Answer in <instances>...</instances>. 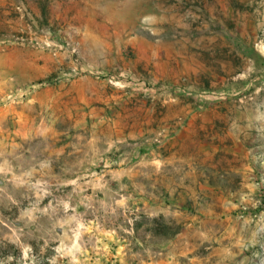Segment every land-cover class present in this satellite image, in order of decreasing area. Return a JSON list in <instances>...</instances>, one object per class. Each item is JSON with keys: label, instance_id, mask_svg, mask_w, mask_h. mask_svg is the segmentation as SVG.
I'll return each mask as SVG.
<instances>
[{"label": "rangeland", "instance_id": "1", "mask_svg": "<svg viewBox=\"0 0 264 264\" xmlns=\"http://www.w3.org/2000/svg\"><path fill=\"white\" fill-rule=\"evenodd\" d=\"M29 1L0 0V264L225 233L264 264V0Z\"/></svg>", "mask_w": 264, "mask_h": 264}, {"label": "crops", "instance_id": "2", "mask_svg": "<svg viewBox=\"0 0 264 264\" xmlns=\"http://www.w3.org/2000/svg\"><path fill=\"white\" fill-rule=\"evenodd\" d=\"M24 1L28 4L31 2L29 0ZM3 111L4 109L0 108V117H3L5 115ZM237 141L239 140L237 139ZM223 225L225 226V228H228L227 224ZM215 241H218V247H213L212 245L206 244L205 251L200 258L192 257L191 255H189V251L183 249L182 255L187 257V259H182V264H238V256H236L235 251L236 243H234L233 235H227L225 233L219 239L216 238ZM171 254L172 253L169 251L168 257H171L173 259L170 258L168 259V261L159 262V264H178L179 260H176L173 255L170 256Z\"/></svg>", "mask_w": 264, "mask_h": 264}, {"label": "built area", "instance_id": "3", "mask_svg": "<svg viewBox=\"0 0 264 264\" xmlns=\"http://www.w3.org/2000/svg\"><path fill=\"white\" fill-rule=\"evenodd\" d=\"M262 183H264V180H263V182Z\"/></svg>", "mask_w": 264, "mask_h": 264}]
</instances>
